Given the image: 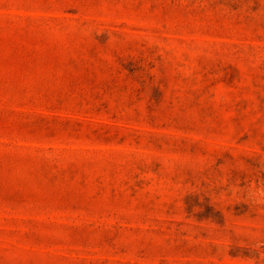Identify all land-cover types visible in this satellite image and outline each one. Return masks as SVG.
Masks as SVG:
<instances>
[{
	"label": "rangeland",
	"instance_id": "374dc122",
	"mask_svg": "<svg viewBox=\"0 0 264 264\" xmlns=\"http://www.w3.org/2000/svg\"><path fill=\"white\" fill-rule=\"evenodd\" d=\"M0 264H264V0H0Z\"/></svg>",
	"mask_w": 264,
	"mask_h": 264
}]
</instances>
